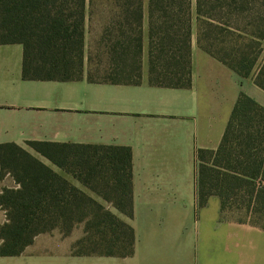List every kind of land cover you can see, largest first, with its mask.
<instances>
[{
	"label": "trees",
	"instance_id": "obj_1",
	"mask_svg": "<svg viewBox=\"0 0 264 264\" xmlns=\"http://www.w3.org/2000/svg\"><path fill=\"white\" fill-rule=\"evenodd\" d=\"M253 0H0V45L23 47L24 81L192 86L197 47L264 92V18L242 15ZM99 31L98 39H91ZM89 36V40H87ZM30 151L43 157L58 171ZM198 203L264 231V107L241 93L217 150H199ZM0 257H18L40 235L82 236L75 257H130L135 233L128 147L26 142L0 144ZM71 178L78 185L70 181ZM116 212H113L111 208ZM241 214L245 216L242 217ZM241 215V216H240Z\"/></svg>",
	"mask_w": 264,
	"mask_h": 264
},
{
	"label": "crops",
	"instance_id": "obj_2",
	"mask_svg": "<svg viewBox=\"0 0 264 264\" xmlns=\"http://www.w3.org/2000/svg\"><path fill=\"white\" fill-rule=\"evenodd\" d=\"M22 64L21 45H0V144L130 148L133 216L120 217L136 240L130 257H75L76 231L67 238L55 231L38 236L18 257H0V264H264L263 230L222 212L217 197L204 207L198 203L197 152L218 149L241 93L264 106V92L252 80L202 52L196 41L189 89L150 86L146 48L140 85L24 81ZM245 85L260 92L253 97ZM14 186L9 176L0 181V191Z\"/></svg>",
	"mask_w": 264,
	"mask_h": 264
},
{
	"label": "rangeland",
	"instance_id": "obj_3",
	"mask_svg": "<svg viewBox=\"0 0 264 264\" xmlns=\"http://www.w3.org/2000/svg\"><path fill=\"white\" fill-rule=\"evenodd\" d=\"M253 1H254L255 6L253 8L251 7V9L249 11H247L246 13L244 12V14L241 17L242 18V22H240L239 25L241 27H243V28H245V16H247V17L251 16V18H254V19L264 18V0H253ZM197 32H198V25L196 23V20H194V22H193L192 43H193V41H196V39H197ZM100 35L101 34H100L99 31H95V32H93L91 34L90 40L91 39H98L100 37ZM196 44H197V42H196ZM263 45H264V43H263ZM245 89H246L248 94L253 95V97H256L253 94L254 90L258 91V89H256V87H254V86L248 87V86L245 85ZM258 92H260V91H258ZM241 215H242V217L245 216L244 214H241ZM75 234H77V235H79V237H81L82 236V228H77Z\"/></svg>",
	"mask_w": 264,
	"mask_h": 264
}]
</instances>
